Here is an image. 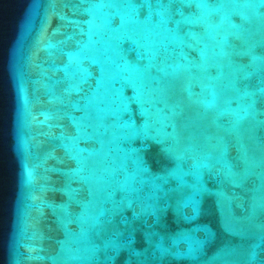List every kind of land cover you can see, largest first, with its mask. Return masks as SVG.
<instances>
[{
	"label": "water",
	"instance_id": "95a60500",
	"mask_svg": "<svg viewBox=\"0 0 264 264\" xmlns=\"http://www.w3.org/2000/svg\"><path fill=\"white\" fill-rule=\"evenodd\" d=\"M0 264H264V0H0Z\"/></svg>",
	"mask_w": 264,
	"mask_h": 264
}]
</instances>
